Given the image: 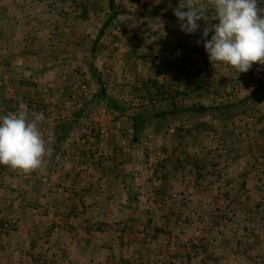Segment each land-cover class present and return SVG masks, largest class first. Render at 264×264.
I'll list each match as a JSON object with an SVG mask.
<instances>
[{
    "label": "crops",
    "instance_id": "1",
    "mask_svg": "<svg viewBox=\"0 0 264 264\" xmlns=\"http://www.w3.org/2000/svg\"><path fill=\"white\" fill-rule=\"evenodd\" d=\"M47 3L57 14L55 20L45 18V27L51 32L47 33L46 47L36 49L29 46L27 8L42 9ZM125 5L128 6L127 1ZM92 6L93 0H0V20L20 26L16 34L14 30L9 32L10 43L0 46V83L10 84L11 88L8 98H0V115L17 112L21 102L27 105L29 119L41 114L35 110L37 98H42L36 96L38 83L45 87L43 92L50 91L58 98H69L72 93L77 97L83 89L82 82L95 83L94 75L101 78L106 93V97L98 94L97 82L96 97L111 98L102 76L95 75L102 72L96 67L99 53L93 48L105 32L99 37L101 29L98 33L95 30V35L78 31L83 19L74 10L89 13L86 18L91 19L95 16L90 12ZM210 19L204 21L208 24ZM51 23L55 26L50 27ZM34 37H40V32ZM50 38H57L59 44ZM77 38L78 47L71 46V40ZM84 38L89 40L84 41L82 48ZM16 39L22 41L13 46ZM91 39L93 46L89 44ZM48 96L49 93L45 95ZM80 100L85 103L89 95ZM52 101L51 105L55 98ZM66 104L68 108L72 106L70 101ZM53 106L54 112L43 111L45 119L39 125L49 149L42 165L27 173L0 165V264H189L201 260L213 264L214 257L234 258L230 254L234 243L227 240L221 244L218 232L215 233L218 224L213 223L221 222L220 211L225 209L222 198L228 194L219 198L206 189V184L224 177L238 184L240 164L229 159L201 161L202 156L179 161L182 147L190 138V143L194 141V137L184 134L169 147L170 154L155 177L140 180V184L132 172L142 159L145 134L134 139L128 116L113 111L120 116L115 125L128 130L130 138L127 142L115 138L105 144L102 166L92 172L84 171L76 126L80 113L74 117L70 109L61 112L59 102ZM102 120L104 124L109 121ZM160 138L156 136L158 145ZM182 142L184 145L179 147ZM215 151L207 147V157L214 156ZM187 154L189 159V148ZM115 156L119 158L115 160ZM140 192L146 194L145 202L139 201ZM207 224L215 230L201 235L199 243L197 230ZM223 226L221 222L217 229L222 230ZM193 245L198 251L196 256L191 253Z\"/></svg>",
    "mask_w": 264,
    "mask_h": 264
},
{
    "label": "rangeland",
    "instance_id": "2",
    "mask_svg": "<svg viewBox=\"0 0 264 264\" xmlns=\"http://www.w3.org/2000/svg\"><path fill=\"white\" fill-rule=\"evenodd\" d=\"M126 1L128 6L125 5ZM187 2L188 0H116V4L120 8L125 6V13L118 15L111 26L105 29L101 39L97 40L95 49L99 54L96 58V67L99 66L102 72L101 76L107 92H110L113 100L121 102L124 109L126 107L127 110L135 111L141 108H173L192 103L232 102L248 95L254 86L264 78V65H260L258 62L254 63L248 72L240 74L230 65L220 62L212 63L203 41L204 29L217 23L215 22L216 16L212 0H198V6L203 10L204 18L198 21L200 28L194 34L182 32L178 17H172L175 15V10L179 7L183 8ZM259 2L258 7L261 14H264V0H259ZM108 5L109 0H93L90 12L95 16L91 19L86 18L89 13L74 10L78 15L82 14L80 16L83 19L80 20L78 31L86 32L88 35L89 33L95 35V30L98 33L107 17ZM27 9L30 12L29 20L26 23L30 33L29 46L44 49L45 43L48 42L47 38H49L47 33L51 32L50 27L55 26L51 23L50 30H47L48 27H45L44 20L47 18L55 20L57 12L51 10L49 3L42 9L41 7ZM183 10L187 11L188 9ZM210 17L212 18L210 19ZM205 18L210 19V23L207 24L204 21ZM19 27L17 24L0 20V46L10 43V39L7 38L9 32L14 30L13 32L16 34L15 31ZM37 32H40V37L35 38L34 34L37 35ZM79 39H72L70 45L78 47ZM50 40L59 44L57 38H50ZM86 40L89 38L82 40V48L85 46L84 41ZM19 41L22 39L14 40L12 45L16 46ZM93 41L94 39H91L89 44L92 45ZM198 41L200 42L197 43ZM80 73L82 74V72ZM98 73L95 72V75ZM93 77L94 84L89 81L82 82L83 89L81 93L77 92L80 95L74 92L77 97L72 93L69 98H62L64 95L58 98L50 91L43 92L45 87L41 88V83H38L36 96H42V98H37L36 108L40 110L36 108L35 110L39 113H43V111L52 113L56 110L53 105L59 102L61 112L65 113L70 109L71 113H74V117L76 113H80L79 118L76 119L78 129L79 119L84 116L90 118V122L94 126L104 128L106 130L105 137L101 138L98 142L99 145L98 143L93 145L94 148H99L102 153L101 156L96 157V160L104 161L102 152L104 145L109 144L112 140L116 141L115 138H118L119 141L125 139L123 141L127 142L130 132L119 129L115 125L117 117L120 116L112 113L118 111L111 108L113 102L96 97V86H98L99 80L94 75ZM10 90V84L2 85L1 82L0 98H8L7 94ZM43 93L45 95L49 93L48 98ZM87 94L89 100L82 103L80 98H84ZM54 98L56 102L51 105L50 101ZM78 98L79 100L76 101ZM66 101L71 102L70 108L67 107ZM107 107L112 110L109 111ZM123 115L125 114L121 116ZM103 118H108L109 123L104 124ZM204 121L206 123H199V120L179 121L161 135H157L151 130L144 132L143 134H147V138L142 139L144 144V148L141 147L143 149L142 159L137 162L138 169L131 172L136 174L134 177L140 184V180L149 181L152 175L155 177L154 174L156 175L164 162L162 159H166V156L168 157L170 154L169 147L173 146L175 142L177 143L178 137L184 134L194 137V141L190 143V138L184 147H182L184 142L179 143V147H182L179 161L196 160L202 156L201 161L229 159L240 164L241 167L239 166L237 171L238 184L232 183V180L226 177L214 184H206V189L217 194L219 198L228 194L222 198V200L225 199V202L222 203L225 209L220 211L222 215L219 216L224 224L223 229H217L221 225L220 221H218L219 223L213 222L214 225L218 224L216 230L214 226L213 229L215 233L218 232L221 244L227 240L234 243L230 247V254L234 255V258L231 257L230 260L227 257H218L217 260V257H214L216 262L213 264H264V102L235 120L219 123L206 118ZM108 124L111 126L110 128ZM196 126H198L197 129H193ZM150 135L152 139L148 138ZM156 136H162L160 138L161 145L157 144ZM79 143L82 153L87 154L90 150L87 149L86 144L84 145L81 139ZM207 147L217 150L214 156L207 157ZM188 148L191 155L189 159ZM160 155L163 158H160ZM112 157L110 156V158ZM118 158V156L114 157L115 160ZM259 163L262 165H257ZM145 197L147 196L144 192H140L138 195L140 202H145ZM214 203L217 205L215 201ZM217 210H219L218 207ZM198 223L203 225L200 219H198ZM201 229L204 231H200ZM213 229L210 224L201 226L197 230L200 234H197L198 237H196L199 243L202 239L201 235L204 236L205 233H209ZM199 243H195V245L198 246ZM235 244L237 245L236 249L233 247ZM216 246L219 248L220 245ZM197 252L193 245L191 247L192 255L196 256ZM172 263L184 264L173 261ZM189 264L211 263L201 260V262L190 261Z\"/></svg>",
    "mask_w": 264,
    "mask_h": 264
},
{
    "label": "clouds",
    "instance_id": "3",
    "mask_svg": "<svg viewBox=\"0 0 264 264\" xmlns=\"http://www.w3.org/2000/svg\"><path fill=\"white\" fill-rule=\"evenodd\" d=\"M212 7L219 22L203 31L210 61L230 65L239 74L248 72L256 62L264 65V14L258 0H212ZM174 14L186 34L196 33L198 21L204 18L198 0H188ZM210 32L213 34L208 39ZM44 119L43 113L29 119L23 102L16 113L0 115V165L25 173L42 165L49 151L39 126Z\"/></svg>",
    "mask_w": 264,
    "mask_h": 264
},
{
    "label": "trees",
    "instance_id": "4",
    "mask_svg": "<svg viewBox=\"0 0 264 264\" xmlns=\"http://www.w3.org/2000/svg\"><path fill=\"white\" fill-rule=\"evenodd\" d=\"M108 12V13H107ZM107 17L99 32V37L104 33V30L112 24L114 19L124 14V8H120L116 4V0H109L108 10L106 11ZM175 18V15H172ZM95 48H93L94 50ZM99 77L101 76L98 73ZM100 87L98 94L106 97L105 89L102 86L101 78L99 79ZM97 94V96H98ZM108 99V102L112 101L115 110L125 113L131 121V127L134 132V139L144 132L151 130L157 135H161L167 132L170 127L179 121H192L199 120V123H206L204 119H212L214 122H226L228 120H235L236 118L244 115L249 110L254 109L258 104L264 102V78L261 79L253 88V90L246 96L239 98L236 101L227 103H192L185 106H176L173 108H146L138 109L135 111L127 110L121 102ZM196 126L193 129H197ZM190 130V129H189ZM192 130V129H191ZM94 164L100 167L102 164L101 160H96Z\"/></svg>",
    "mask_w": 264,
    "mask_h": 264
},
{
    "label": "built area",
    "instance_id": "5",
    "mask_svg": "<svg viewBox=\"0 0 264 264\" xmlns=\"http://www.w3.org/2000/svg\"><path fill=\"white\" fill-rule=\"evenodd\" d=\"M13 113H16V111L10 112V114ZM90 120V118L84 116L79 119L78 124L80 139L84 143V145L86 144L87 149L90 150L89 152H87V154H83L80 159V161L82 162L81 170L88 172L99 168L94 163L96 161V157L101 156L102 153L99 148H94L93 145L100 142L101 138H104L106 134V130L104 128L94 126L93 123L90 122ZM144 138H147V134L144 135L143 139ZM148 138L152 139V136L150 135V137ZM160 158H163V156L160 155ZM162 160L165 159L163 158Z\"/></svg>",
    "mask_w": 264,
    "mask_h": 264
}]
</instances>
